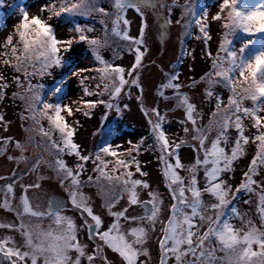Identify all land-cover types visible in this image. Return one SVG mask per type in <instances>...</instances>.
<instances>
[{
    "label": "snow or ice",
    "instance_id": "6c2138e0",
    "mask_svg": "<svg viewBox=\"0 0 264 264\" xmlns=\"http://www.w3.org/2000/svg\"><path fill=\"white\" fill-rule=\"evenodd\" d=\"M109 3L111 11L100 5V0H52L40 7L39 15H30V5L21 3L18 22L0 44L4 49L0 52V66L16 73L9 82L8 76L0 72V100L6 97L7 89L15 85L17 91L12 93V97L23 102L20 118L31 122L22 127L25 132H36L46 140V150L50 155L55 154V160L49 163V167L60 177V185L67 193V200L43 192L38 196L35 193L41 188L39 180L42 177H38L36 183L24 184L16 170L11 177L0 176V180L11 179V183L0 186V192L4 194L0 208L15 212L19 221L0 222V229L19 232L23 238V244L18 245L11 235L0 237V264H82L84 260L87 264H96L97 260L101 264H111L105 249L117 254L121 264H151L147 242L150 234L157 231V224L161 233L158 264H173V261L174 264H264V179L256 178L264 168V115L259 114L264 112V2L254 7H238L239 0H222L219 11L211 16L212 21L222 22L224 31L215 55L210 50L206 51L211 61L210 68L200 77V82L206 84L204 96L216 101L207 124L199 122L202 114L188 93L182 90L184 85L178 71L164 72L162 82L157 85L156 93L160 98L174 100V107L183 110L180 123L185 137L190 135L191 140L170 139L163 127L167 122L166 114H162L158 106L145 107L143 97L137 96L141 101V111L148 118L153 139V144L146 150L157 153L156 159L171 200L166 219H161L164 199L158 190L152 188L146 179L148 173L142 170L137 159L145 141L129 142L130 147L123 152L118 151L120 145L113 148L111 143H105L94 156L82 154L80 145L73 139L79 121L69 124L62 115L72 116L74 113L68 104L63 103L65 88L71 78H76L83 89L76 112L83 111V115L89 116L92 109L103 105L119 115L123 110L119 103L123 89L135 86L143 91L140 70L148 53L146 12L150 11L158 18L160 36L165 37L173 23L174 9L180 8L181 15L175 23L181 25L182 34H190L189 30L195 25L206 48L212 39L208 29L209 13L205 10L202 15H197L193 0H184L182 4L179 0H109ZM3 4L4 0H0V6ZM129 10L140 18L137 35L131 34ZM45 13L47 19L42 18ZM93 14L102 17L103 40L89 36L88 33L95 31L94 27L81 25L76 20L77 17L87 19ZM54 18L72 23L73 27L69 29L72 35L59 38L51 23ZM103 18L110 21V29ZM5 26V22L0 20V31ZM237 32L247 35L238 48L232 42ZM109 34L122 45L114 50V56L118 57L122 50L134 55L131 67L113 64L100 54V49L109 43ZM81 42L89 46L100 67H78L67 55L75 43ZM53 68H60L63 73L54 88L47 91L50 97L57 98L56 102L44 98L45 85L32 83L33 77L51 75ZM85 72L98 74L95 91L90 90L86 82L96 77L85 76ZM197 83L193 80L192 86ZM218 86L229 91L226 103L215 91ZM168 90L171 95L167 94ZM126 94L130 95V92ZM105 95L108 96L107 101L92 98ZM245 100H251L252 107L244 106ZM127 107L123 105V108ZM244 118L250 119L252 128L256 129L251 136L245 133ZM44 120L48 122L47 129L42 124ZM0 124L7 131L8 123L2 114ZM232 128L236 130V136L230 141L229 130ZM53 131L59 133L58 138L53 136ZM213 131L216 135L210 138ZM27 139L29 143H39L32 136ZM250 143L255 145V154L240 182L233 188L228 174L234 172L235 162L246 154L245 146ZM9 145H14L20 152L19 156L9 155V160H15L17 164L27 162L24 145L12 137H0V154H4ZM184 146L192 148L196 154L190 164H184L179 155ZM65 154L74 155L77 163L68 166L63 159ZM104 156L113 159L106 160ZM41 159L38 157L31 163L23 175L37 172ZM89 161L93 163L92 171L96 175H89L84 181L81 176L86 171L85 163ZM132 167H135V173L131 171ZM181 171L187 175L182 176ZM201 171L203 183L199 178ZM135 174L141 178H136ZM101 179L120 191V195L106 199L102 205L111 217L108 224L94 210L90 197L82 191L85 184H96ZM17 185L22 191L18 205L14 207ZM141 189L147 190L146 200L140 199ZM240 193L256 194L259 224L235 206ZM125 194L127 206L114 210ZM205 196L209 199L205 200ZM41 197L46 206L37 202ZM245 203L251 201L246 200ZM136 207L143 209V213L136 214ZM69 210H75L83 223L78 226L73 216L65 214ZM25 216L40 221L49 218L55 227L50 224L44 229L39 223L30 226L24 222ZM236 219H239L240 226L234 223ZM83 229L87 230L88 241L94 244L91 251L88 244L80 239Z\"/></svg>",
    "mask_w": 264,
    "mask_h": 264
},
{
    "label": "rangeland",
    "instance_id": "374dc122",
    "mask_svg": "<svg viewBox=\"0 0 264 264\" xmlns=\"http://www.w3.org/2000/svg\"><path fill=\"white\" fill-rule=\"evenodd\" d=\"M8 10L11 11L6 14L3 18L6 26L0 31V44L3 43V39L8 35L13 28V25L18 22V7L21 3L25 5H30L28 11L30 15H39V9L42 5L51 3L52 0H4ZM170 2V0H169ZM184 0H179V3H183ZM222 0H193V8L197 15H202L203 11L207 10L209 13L208 19V29L212 39L208 42L207 48L202 39V34L199 32L198 27L193 25L189 30L190 34H182L183 29L181 25L175 23L176 19L180 18L181 9L175 8L174 14L172 16L173 23L168 29V33L165 37L160 36L159 20L154 17L152 12H146L148 29L146 32V44L148 47V53L143 60V68L140 70V84L143 89L141 92L140 88L133 86L132 88L125 87L122 91L119 103L122 107V112L118 115L114 110H108L103 105H98L96 108L91 110L89 116L83 115V111L76 112L75 109L80 106V99L83 96V89L76 78H71L68 82L65 92L66 95L63 98V103L68 104L74 113L72 116H68L67 113H62L65 115L67 122L69 124H74L75 121H79V126L76 127V132L74 135V141L80 145L82 154L88 155L95 153L104 146L105 143H111L113 148L120 145L118 151L123 152L131 144H137L142 139L145 143L141 146L140 153L137 159L141 162L142 170L148 173L146 179L150 183L153 189L158 190L164 199V209L161 219H166L168 215V205L171 203L169 198L168 190L166 189L163 181V177L160 172V165L156 159L157 153L148 149L150 144H153V139L151 136L150 126L148 124V118L145 117L141 111V101L137 100V96L143 97L144 106L151 109L153 107H159L162 114H166L167 122L163 125L166 134L170 139L185 138L191 140V136L185 137L182 125L180 121L183 118V110L181 108H175L174 100H164L160 98L156 93L157 85H159L163 80L164 72L178 71L180 73V82L184 85L183 91L188 93L191 101L197 105V110L202 114V119L199 121L201 124H207L209 120L210 113L213 111L214 105L216 103L215 99L208 100L204 96V89L206 84L200 82V77L203 76L210 68L211 61L206 56V51L210 50L213 55H215L219 40L223 35L224 29L222 28L220 21H212L211 16L219 11V3ZM264 2V0H239L238 7H254L257 4ZM100 5L105 7L107 10L111 11V5L109 0H100ZM0 6V15L1 8ZM226 15V13L224 14ZM128 18L132 21L131 24V34H138V27L140 23L139 16L133 11L129 10L127 13ZM44 19H47V14H43ZM102 17L98 14H93L87 19L82 17H77L76 20L81 23V25L87 24L88 26L94 27L95 31L93 33H88L89 36H95L101 40L104 39V28L100 24ZM107 21V18H103ZM51 23L54 24L56 28V34L59 38H68L72 33L69 29L73 27L72 23L65 22L64 20L57 21L55 18ZM109 29L111 28L110 21H107ZM192 34V36H190ZM200 37V38H198ZM247 39V35L242 32H237L232 37V42L235 47H239L242 40ZM109 43L107 46L100 49V54L105 60L112 62L113 64H118L124 68L131 67L134 61V55L127 50H122L119 56H114V50L122 47L121 43L114 36L109 34ZM4 51L0 48V52ZM182 52H186V55H181ZM67 55L71 56L78 67L83 68H96L100 67L98 62L95 61L92 51L86 43H75L70 53ZM177 64L179 66H177ZM60 69V68H59ZM60 75L62 70L60 69ZM0 72L5 73L9 82H11V76L13 73L10 69L4 66H0ZM54 70L51 69V75L48 77L50 84L52 86L45 87V99H50L51 102H56V97H50L47 94L49 89L54 88V84L57 83V78H51L54 75ZM85 76H95L96 79L88 80V86L90 90L95 91V85L99 82V76L95 72H85ZM238 75V74H237ZM60 77V76H59ZM59 79V78H58ZM196 80L198 83L192 86V81ZM221 91L224 102H227L229 91L223 87H217ZM17 91L15 85H11L7 89L6 97L0 100V114L4 116V120L8 123L7 131L4 130V126L0 124V137H12L16 141H20L25 148L24 156L28 158L27 162L21 161L19 164L15 160H9L8 156L13 157L19 156L20 152L14 145H9L7 151L4 154H0V176L11 177L13 170L17 171L18 176H22L21 182L24 184L36 183L38 177H42L39 180L41 184L40 190L35 194L39 196L40 192L47 193L49 195L57 194L66 198L67 193L64 191V187L60 185V177L57 176L56 172L49 167V163L55 160V154H49L46 150V140H42L41 136L36 132H25L24 127H27L31 122L23 121L20 118V113L23 108V102L19 99H13L12 93ZM130 95L126 94L129 93ZM168 95H171V91H167ZM104 100H108V96H104ZM97 98V97H92ZM101 98V97H99ZM249 101V105L252 107V101ZM127 105V108H123V105ZM245 106V105H244ZM247 107V106H246ZM44 122V124H43ZM43 126L47 129L49 127L46 120L42 121ZM24 125V127H22ZM234 129V128H233ZM216 135L215 131L211 133L210 138H214ZM34 137V141L39 143H29L28 137ZM53 136L58 138L59 133L53 131ZM236 133L232 129L229 130L230 141L234 140ZM195 143V142H193ZM246 154L238 159L234 164V172L229 173L231 177L230 182L233 184V188L240 182L242 173L247 170V166L252 156L255 154L256 148L254 144H248L245 146ZM135 155V153H134ZM181 160L184 164H190L195 158V153L192 148L184 146L179 153ZM42 158L40 166L37 172L29 173L23 175V173L31 166V163L35 162L37 158ZM106 160H112L110 156L103 157ZM63 159L67 162L68 166H74L77 163V158L74 155H64ZM86 171L81 176V179L86 181L89 175L95 176L92 169L94 167L91 161L85 163ZM131 171L135 173V167L131 168ZM182 176H186L187 173L181 171ZM136 178H141L139 174H135ZM199 178L201 183H203V172L199 173ZM227 178V177H226ZM257 179H264V168L260 169ZM7 183H11V179L0 180V186ZM67 186V182L65 187ZM15 199L13 200V206L15 207L19 203V196L21 194V188L19 185L15 187ZM31 191V190H30ZM82 191L90 197V203L92 204L94 210L102 215L105 224L111 222V217L107 215L106 210L102 207L105 200H110L114 195H120L119 189H114L110 187L108 181L101 179L96 184H85ZM140 199L146 200L147 190H139ZM4 198L3 192H0V201ZM209 198L205 196V200ZM246 200H250L251 203H245ZM37 202L42 203V206H46V201L43 197ZM257 196L255 193H240L238 198L235 200V206L243 214L246 213L248 218L252 219L256 224H259V217L257 215ZM127 206V196L126 194L120 200L119 204L114 210H120L121 208ZM136 214H142L143 209L136 207ZM65 214L74 217L76 224L79 226L83 223L79 214L75 210H69ZM0 222L9 223L15 222L19 223L16 218L15 212L6 211L0 208ZM24 222L30 226L36 224H42L44 229H47L50 224H52L51 219L45 218L42 221L36 218H30L25 216ZM237 226H240L239 219L234 220ZM52 227H55L52 224ZM128 227V225H125ZM160 225L157 224V231L150 234V238L147 242V247L151 251V264H158L159 260V249H158V238L161 235L159 232ZM5 235H11L14 237L18 245L23 244V238L19 232L11 231L8 229H0V237ZM80 239L82 242L87 243L89 246V251H91L94 244L87 239V230L83 229L80 231ZM99 242V241H97ZM108 259L111 264H121L120 257L113 253L110 249H105ZM220 254V253H218ZM82 264H87L84 260ZM96 264H101L99 260ZM174 264V261H173Z\"/></svg>",
    "mask_w": 264,
    "mask_h": 264
},
{
    "label": "trees",
    "instance_id": "16d2710c",
    "mask_svg": "<svg viewBox=\"0 0 264 264\" xmlns=\"http://www.w3.org/2000/svg\"><path fill=\"white\" fill-rule=\"evenodd\" d=\"M6 4V2L4 1V5ZM2 8V10H1V15H0V20H3V18H4V16L6 15V14H8L11 10L9 9L8 10V8L6 7L5 8V6H2L1 7ZM190 36H192V34L190 35ZM177 66H179L178 64H177ZM53 70H54V75L53 76H51V78L53 79V78H57V83L60 81V79H61V76L63 75V73L60 75V69L59 68H53ZM14 75V74H13ZM50 75H45L43 78H40V77H33L32 78V83H41V84H43V85H45V87L46 86H52V85H48V84H50L49 82H50V80H48V77H49ZM60 76V77H59ZM59 78V79H58ZM56 83V84H57ZM87 84L89 83L88 81L86 82ZM56 84H54V85H56ZM215 91L217 92V93H221V91L220 90H218L217 88L215 89ZM97 98H99V97H97ZM102 99H105V97L103 96V97H101ZM93 99H95V98H93ZM209 100V99H208ZM244 105L245 106H247V107H251V105H249V101L248 100H245L244 102ZM260 115H264V112H262V113H259ZM243 123H244V125H245V133L247 134V135H249V136H251L255 131H256V129H254V128H252V126H251V121H250V119H248V118H244L243 119ZM43 124H44V122H43ZM45 125V124H44ZM232 130H233V132L234 133H236V130L235 129H233L232 128ZM235 203V202H234Z\"/></svg>",
    "mask_w": 264,
    "mask_h": 264
},
{
    "label": "water",
    "instance_id": "95a60500",
    "mask_svg": "<svg viewBox=\"0 0 264 264\" xmlns=\"http://www.w3.org/2000/svg\"><path fill=\"white\" fill-rule=\"evenodd\" d=\"M52 195H54L58 199L66 200V198L62 197L61 195H57V194H52Z\"/></svg>",
    "mask_w": 264,
    "mask_h": 264
}]
</instances>
